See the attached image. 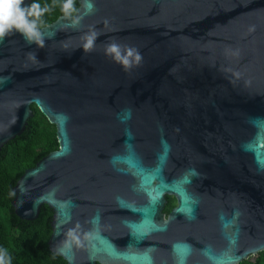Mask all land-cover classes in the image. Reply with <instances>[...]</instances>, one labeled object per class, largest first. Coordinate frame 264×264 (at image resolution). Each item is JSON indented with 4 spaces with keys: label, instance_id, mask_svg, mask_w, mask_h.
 Wrapping results in <instances>:
<instances>
[{
    "label": "water",
    "instance_id": "1",
    "mask_svg": "<svg viewBox=\"0 0 264 264\" xmlns=\"http://www.w3.org/2000/svg\"><path fill=\"white\" fill-rule=\"evenodd\" d=\"M76 1L72 17L39 28L43 46L15 31L0 39V150L24 131L32 104L58 143L12 188L14 213L34 220L48 205V247L67 264L255 257L264 0ZM173 148L166 171L181 173L168 178ZM166 195L176 200L167 215Z\"/></svg>",
    "mask_w": 264,
    "mask_h": 264
},
{
    "label": "trees",
    "instance_id": "2",
    "mask_svg": "<svg viewBox=\"0 0 264 264\" xmlns=\"http://www.w3.org/2000/svg\"><path fill=\"white\" fill-rule=\"evenodd\" d=\"M39 3L41 7L48 8L38 22L39 28L63 15V0H39ZM77 6L74 0V7ZM31 109L33 116L24 131L0 150V254L8 264H67L48 247L53 214L51 208L43 204L36 219L25 220L14 213L11 204L14 197L12 188L23 172L58 147L54 124L34 104ZM170 207L171 202L164 206L163 211L167 213ZM238 264H264V250L253 259L248 258Z\"/></svg>",
    "mask_w": 264,
    "mask_h": 264
},
{
    "label": "clouds",
    "instance_id": "3",
    "mask_svg": "<svg viewBox=\"0 0 264 264\" xmlns=\"http://www.w3.org/2000/svg\"><path fill=\"white\" fill-rule=\"evenodd\" d=\"M47 11L48 8L41 7L39 0H32L29 5H25L24 0H0V39L15 31L22 34L29 43L43 46L38 22ZM61 11L65 17H72L76 12L74 0H63ZM0 264H8L3 254H0Z\"/></svg>",
    "mask_w": 264,
    "mask_h": 264
},
{
    "label": "flooded vegetation",
    "instance_id": "4",
    "mask_svg": "<svg viewBox=\"0 0 264 264\" xmlns=\"http://www.w3.org/2000/svg\"><path fill=\"white\" fill-rule=\"evenodd\" d=\"M221 154L222 153H217V156H220V157H219L218 161L216 162V164H221V157L224 156V155L221 156ZM174 155H176V156H174ZM225 156L228 157V158H226L224 162H226L229 165H232L233 160H231V158H232L231 155L229 154V155H225ZM179 157L184 158V157H186V155L180 154ZM175 158H177V161H178V152L173 148L170 151V156L168 157V159L166 161V164H164V166H163V170L165 172V176L168 177V178L176 177L177 175H179L181 173L179 170L171 171V173L166 171V170L172 169L174 167L173 164H176ZM236 161H237V158H236ZM188 165H189V167H191L193 169L195 168V164L193 163V161L192 162H188ZM220 175H221V169H220V165H219L217 178H219ZM165 198H166V203H165L164 206H166L169 202H171V207H170V209H171L176 204L175 198L172 195H166ZM167 213H165V215H167Z\"/></svg>",
    "mask_w": 264,
    "mask_h": 264
},
{
    "label": "rangeland",
    "instance_id": "5",
    "mask_svg": "<svg viewBox=\"0 0 264 264\" xmlns=\"http://www.w3.org/2000/svg\"><path fill=\"white\" fill-rule=\"evenodd\" d=\"M251 258V257H250ZM254 257H252V259H253Z\"/></svg>",
    "mask_w": 264,
    "mask_h": 264
}]
</instances>
